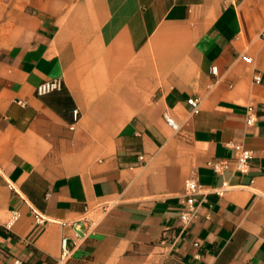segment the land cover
Masks as SVG:
<instances>
[{"label":"crops","instance_id":"1","mask_svg":"<svg viewBox=\"0 0 264 264\" xmlns=\"http://www.w3.org/2000/svg\"><path fill=\"white\" fill-rule=\"evenodd\" d=\"M14 258L264 264V0H0V264Z\"/></svg>","mask_w":264,"mask_h":264},{"label":"built area","instance_id":"2","mask_svg":"<svg viewBox=\"0 0 264 264\" xmlns=\"http://www.w3.org/2000/svg\"><path fill=\"white\" fill-rule=\"evenodd\" d=\"M243 59L247 62H250V58L246 55L243 56ZM210 71L212 74H216V67L215 66H211ZM256 80H259V76L256 75L255 76ZM62 85V80L61 78H55V79H51V80H46L43 81L41 83H39L36 88V94L38 95H42L45 93H48L50 91L56 90V89H60ZM199 99L196 97H190L187 99V103L191 106V110L192 112H197L199 109ZM247 123H251L254 119L253 115H252V108L248 107L247 110ZM167 123L172 126L173 128L176 127V125L174 124L173 120L168 117L167 115L165 116ZM73 118L74 120H77V112L75 111L73 113ZM237 149V154H236V158H235V163H236V169L239 171H246L247 167H248V160L251 157V151L249 150H245L240 148V146H236ZM213 167L216 171H220L222 169H225L228 167V162L227 161H221V162H216L213 164ZM199 184L198 182H196V180L192 179V178H188L185 180L184 182V196H185V200L183 203V207L180 213V219L182 220V222H184L185 224L193 221L197 216H198V204L196 203V198H195V194L199 188ZM225 190V184L219 188L216 193L218 195H222L223 191ZM18 218V213L16 211H14L11 215V218L7 221L6 226L10 227L11 224ZM82 222L79 221L78 223H76L75 225H78V229L81 226ZM83 227H87L85 224H82ZM88 228H86L85 230H87ZM79 231V230H78ZM86 231L83 230L82 233V237L85 236ZM66 242H67V237L66 236H62L61 238V247H62V252H61V260H64L67 256L69 251L66 249ZM194 245H197V243L195 242ZM11 264H22V261L19 258H14L12 260Z\"/></svg>","mask_w":264,"mask_h":264}]
</instances>
